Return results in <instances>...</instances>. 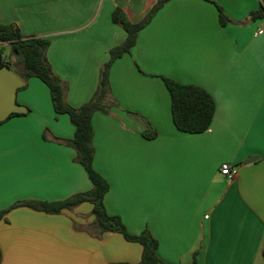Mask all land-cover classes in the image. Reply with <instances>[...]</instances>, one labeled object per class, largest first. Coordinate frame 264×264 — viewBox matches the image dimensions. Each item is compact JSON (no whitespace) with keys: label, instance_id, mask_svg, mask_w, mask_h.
Returning a JSON list of instances; mask_svg holds the SVG:
<instances>
[{"label":"crops","instance_id":"crops-1","mask_svg":"<svg viewBox=\"0 0 264 264\" xmlns=\"http://www.w3.org/2000/svg\"><path fill=\"white\" fill-rule=\"evenodd\" d=\"M156 0H0V24L50 41L46 60L73 107L96 91L112 47L126 37L116 7L139 22ZM216 4L228 20L221 23ZM264 0H169L109 71L114 105L92 117L94 169L106 211L133 234L148 229L169 264H264ZM263 32L257 34L258 29ZM4 57V56H3ZM5 58V57H4ZM6 59V58H5ZM162 76L205 89L210 126L179 131ZM17 101L27 113L0 123V264H140L142 246L94 236L92 204L47 213L22 201H59L92 188L67 114L30 77ZM153 129V138L143 136ZM237 173L228 178L221 165Z\"/></svg>","mask_w":264,"mask_h":264},{"label":"trees","instance_id":"trees-1","mask_svg":"<svg viewBox=\"0 0 264 264\" xmlns=\"http://www.w3.org/2000/svg\"><path fill=\"white\" fill-rule=\"evenodd\" d=\"M169 0H156L149 12L137 23H133L120 7H116L111 15L112 22L121 26L126 37L124 41L109 51V60L100 70V78L96 91L92 97L73 107L65 100L66 84L53 75L46 60V51L50 41L41 36H24L14 24H0V42L10 46L12 58L7 60L0 51V66L10 65L14 72L25 82L30 77L41 80L49 89L53 109L57 114H67L74 125V135L71 139L63 140L76 151L75 160L85 169L92 182V188L85 192H78L59 201H22L14 204L26 206L47 213H59L63 209H72L83 202L92 204L91 214L94 216L90 224L95 231L94 236H100L105 232L120 233L125 240L136 242L142 246L140 264H169L158 254V241L148 229H143L137 234L130 233L118 215L109 214L104 205V197L109 190L107 180L93 167L94 146L92 117L97 111L107 112L114 105L109 86V71L113 62L125 53H129L137 42L139 31L144 28L157 13V11ZM210 1V0H209ZM221 23L228 20L221 6L216 4ZM253 17L264 16V5L260 6L252 14ZM165 86L170 94L171 114L175 127L182 132L200 133L211 124L215 101L213 97L202 87L193 84H183L179 81L162 76ZM24 85V86H25ZM23 88V87H22ZM20 90V89H19ZM14 113L12 115H21ZM3 121H0L2 123ZM157 132L153 129L145 131L143 136L153 138ZM6 210L0 212V218ZM197 253L193 254L192 264H197ZM264 258V248H263ZM2 253L0 250V263ZM125 264V263H114Z\"/></svg>","mask_w":264,"mask_h":264},{"label":"water","instance_id":"water-1","mask_svg":"<svg viewBox=\"0 0 264 264\" xmlns=\"http://www.w3.org/2000/svg\"><path fill=\"white\" fill-rule=\"evenodd\" d=\"M25 82L14 72V69L4 64L0 66V121H4L14 113H27L28 108L17 102L18 90Z\"/></svg>","mask_w":264,"mask_h":264},{"label":"built area","instance_id":"built-area-1","mask_svg":"<svg viewBox=\"0 0 264 264\" xmlns=\"http://www.w3.org/2000/svg\"><path fill=\"white\" fill-rule=\"evenodd\" d=\"M263 32V29L260 28L257 31V34H260ZM237 173V169L232 167L230 164L228 163H223L221 165V174L225 175L228 178H232L235 174Z\"/></svg>","mask_w":264,"mask_h":264},{"label":"rangeland","instance_id":"rangeland-1","mask_svg":"<svg viewBox=\"0 0 264 264\" xmlns=\"http://www.w3.org/2000/svg\"><path fill=\"white\" fill-rule=\"evenodd\" d=\"M0 51L2 55L7 59L10 60L12 58V51L9 45L6 43L0 42ZM18 102V101H17ZM19 103V102H18ZM23 105V104H22Z\"/></svg>","mask_w":264,"mask_h":264}]
</instances>
